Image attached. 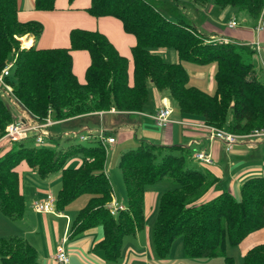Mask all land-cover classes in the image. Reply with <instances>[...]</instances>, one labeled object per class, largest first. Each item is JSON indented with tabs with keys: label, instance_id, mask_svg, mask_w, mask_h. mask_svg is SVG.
<instances>
[{
	"label": "trees",
	"instance_id": "obj_1",
	"mask_svg": "<svg viewBox=\"0 0 264 264\" xmlns=\"http://www.w3.org/2000/svg\"><path fill=\"white\" fill-rule=\"evenodd\" d=\"M172 1L179 6L178 0ZM188 1L200 6L206 2ZM212 2L220 9L236 8L253 22L264 13V0ZM33 7L37 11H52L55 0H34ZM157 9L146 0H89L85 11L90 16L116 19L123 32L134 39L128 59L102 32L79 28L69 31L67 47L20 48L15 37L29 35L35 40L42 25L37 21L20 22L17 0H0V71L15 57L5 80L12 85L17 100L35 118H45L50 110L52 117L66 126L91 120L84 116L97 111L142 112L151 85L169 99L179 114L198 117L206 125L237 135L264 128V85L251 74L252 52H239L232 44L208 42V37L183 17L173 21ZM158 48L173 50L178 61L163 60L153 53ZM74 51H85L89 56L83 82L72 71ZM184 62L216 64L212 94L188 85ZM12 120L7 103L0 98V138ZM25 141L9 143L0 154V213L9 220L23 215L22 179L16 170L20 163H25L41 179L60 172L56 211L62 212L76 197L87 194V202L77 212L69 231L75 236L100 226L102 238L94 248L101 250L109 263L120 258L123 237L144 228L146 188L165 178L173 187L158 198L151 232L158 261L167 259L172 242L179 237L186 258L222 257V264H237L225 254L226 246H237L263 227L264 177L245 180L237 198L221 191L199 202L218 186L219 180L210 171L193 168L190 154L179 146L141 142L120 155L118 167L126 204L124 210L111 216L106 204L112 193L104 173L106 152L101 142L55 150L29 148L23 145ZM75 157L80 158L79 166L66 167L65 162ZM36 259L35 249L23 238H0V264H36ZM238 264H264V244L250 248Z\"/></svg>",
	"mask_w": 264,
	"mask_h": 264
},
{
	"label": "crops",
	"instance_id": "obj_2",
	"mask_svg": "<svg viewBox=\"0 0 264 264\" xmlns=\"http://www.w3.org/2000/svg\"><path fill=\"white\" fill-rule=\"evenodd\" d=\"M33 1L34 0H17L18 20L20 22L37 21L42 25V32L38 40H34L33 37L29 35H24L22 37L30 42V46L34 45L37 48L67 47L68 33L70 30L75 28L98 30L106 35L120 55L130 59L129 48L134 44V39L123 32L121 24L116 19L110 17L95 19L90 16L85 11L89 6V0H73L71 3H68V0H55V9L47 12L35 10ZM211 1L212 0H206L201 6L197 4L199 6L198 9L188 3H179V6L183 7L186 12L189 13L184 12L189 23H192L193 27L201 35L205 37L227 38L232 41V45L236 46V50L239 49V52H252L249 58L251 74L260 80L264 77V13L262 16L263 27L261 30H257L256 25L258 20L253 22L246 17L244 12L236 8L226 7L218 9ZM232 18L237 20L238 26L233 29H228L226 23ZM240 21L242 23H240ZM112 34L115 36V41L110 38ZM253 40H257L261 48L259 58L256 60L259 63L258 66L254 63L255 59L252 49L245 45L247 42ZM21 47H23V45H21ZM71 56L72 71L77 79L83 82L84 71L89 64V56L85 51H74L71 53ZM168 57L171 60L170 63L178 61L176 58L177 55L175 57V55L169 54ZM129 65H131L130 60ZM182 65L187 72L188 82H190L191 79L195 80V83H192L193 85L188 84L189 86L196 87L209 94L214 91L215 63L198 65L184 62ZM131 73L132 65L130 68L128 66L129 76H131ZM152 92L154 102L152 110L148 112L143 110L141 113H154L160 107V100L164 98L163 95L157 93L154 89ZM141 113H109L105 115L103 125L94 123L89 124L88 122H90V120H87L83 121L80 125L72 126L68 124L66 126L61 122L54 126L60 127L61 131L80 130L82 127L94 128L102 126L105 135L113 137L115 140L112 144H104L105 149L107 148L113 153L119 145L122 146L121 150H119L118 158L123 152L132 149L131 147H136L141 142L149 144L151 142L152 144L156 143V145L162 146H179L180 148L186 149L190 156L194 152L209 154L213 159L212 165H205L193 160H191L190 163L195 169L210 171L219 180L218 186L205 193L201 198V200L203 199L202 201L214 197L221 191H226L236 198L238 197L239 187L245 180L252 177H264V139H241L237 141L230 151L225 152L221 142L212 140L208 137L207 130L202 126L203 122L200 118L181 115L173 105L170 115L171 122L167 126L157 129L154 134L149 132V129L146 128L149 126L146 120L150 119ZM16 116H18V112L15 110L13 118ZM137 133H139L138 136ZM128 135H131L132 139ZM8 144L9 143L6 141L0 140V154L9 146ZM74 159L76 160V157L72 158L71 161ZM76 161H78L79 166L81 162L80 159L78 158ZM26 169L30 170L25 163H20L16 168L21 179V171ZM107 170L108 165L106 162L104 173L108 179ZM58 174V176L50 179L48 176L42 179L44 181L41 185H36L33 196H28L29 206L32 201L40 200L44 198L47 193H51L46 185L55 183L56 179L60 181V172ZM154 185L155 184L148 186L144 192L143 215L145 222L155 214V211L157 212V203L161 192L158 188L153 187ZM21 192L25 203L23 183ZM115 201L122 205L121 201L119 202L116 199ZM83 206L82 204H77L75 208L69 207L65 214L63 211L57 214L36 213L33 211L34 214L41 215L40 222L37 220L32 221L33 223L27 232L23 231L21 228L19 229L15 225H11L15 220H9L0 213V238H7L10 236L23 238L35 249L37 255L36 264H57L53 256L56 247L64 238L66 239L64 248L68 256V264H150L148 260L149 256L146 257L141 250L138 252L134 250L133 253L131 251L132 249L129 251L128 248L124 253L121 249V256L117 261L113 263L107 262L103 252L94 248L95 244L102 238V229L100 226L91 227L78 235L72 236L69 231L70 225L77 212ZM23 216L24 212L22 217ZM40 227L45 234V237H42V239L38 237L40 234ZM50 227H52V233L48 236L47 233H49L48 229H50ZM248 237L250 238V245L251 243H256L253 246L264 244V224L261 229L247 235L241 243ZM142 240L144 241V246L150 249L148 231H145ZM138 243H142L140 239ZM246 251L242 253V256Z\"/></svg>",
	"mask_w": 264,
	"mask_h": 264
},
{
	"label": "rangeland",
	"instance_id": "obj_3",
	"mask_svg": "<svg viewBox=\"0 0 264 264\" xmlns=\"http://www.w3.org/2000/svg\"><path fill=\"white\" fill-rule=\"evenodd\" d=\"M146 1L149 2L150 4H152L156 9L158 8L160 10V12L164 16H166V18H170L171 20L176 21L179 18V16H181V17H183L185 19V22H187L188 24L192 25V23H189L187 17L184 14V12L185 13H188V12H186V10L183 7L176 6V4H174V2L172 0H146ZM176 2L177 3H190L191 6L195 7L196 9L199 8V6L196 3L190 2L188 0H178ZM211 3H212V1H211ZM218 9H216V10H218ZM240 23H242V22L240 21ZM23 36L15 37L19 41L20 48H24L25 47L24 46V39L25 38H22ZM39 36L36 38V40H38ZM110 38L113 41H115V39H114L115 36L113 34L111 35ZM21 45H23V47H21ZM153 53L157 54L158 56H160L163 60H165L167 62H171V60L168 57L169 54L170 55L173 54L176 57V53L173 50L167 49V48L155 49V50H153ZM253 57L255 59L254 63L258 66L259 63H258V61H256L258 59L256 57V54H254ZM14 58L8 60L5 64L13 63ZM130 66L131 65H129V68H130ZM10 71H12V68H11ZM259 81H260L261 84L264 85V77H262ZM192 83H195L194 79H191V81L188 82L189 85H191ZM147 90H148V100H147V103L143 107V110L145 112L151 111L152 108H153V104H154V102H153V92H152L153 91V87L151 85H149ZM213 92H211L210 94H212ZM163 97H165V96H163ZM0 98L6 102V100H5L3 95L0 94ZM170 104H171V102H170ZM160 106H161V100H160ZM171 107H172V104H171ZM8 109H9V111H10V113L12 115H15V110L12 107L8 106ZM109 113H118V114H120L119 112H117V111H115L113 109H110V110H107V111H97V112H94L92 114H87L84 117H91L90 122H88L89 124L94 123V124H98V125L99 124L103 125V122H104L103 119H104L105 115L109 114ZM133 113H141V112H133ZM122 114H127V113H122ZM141 114L145 115V113H141ZM146 114H151V113H146ZM47 115H50L51 119L54 122H56L55 124H53V126L62 122V121H59V120H55L52 117V115L50 113V110L47 112ZM146 121H148V123H149V126L146 127V128L149 129L148 130L149 132H152L154 134L157 129H160L158 126H156L152 122V120H146ZM107 123H109V122H107ZM53 126H50L47 129V131L49 133L51 132L52 135H53V139L52 140H46L43 144L37 146L32 141V138L29 137L23 143V145L26 146V147H29V148H33V147H45V148H47L48 147V148H52V149H55V150H62V149L68 148L71 145H76V144H78L79 146H84V147L90 146V145L95 143L94 141H96L93 138L81 141L77 137H74V136H68V137L61 136V133L64 130L61 131L60 127H58V126H54L53 127ZM202 126L206 130H207L206 127H214V126L206 125L204 123H203ZM98 127L104 129L102 126H97V127H94V128L92 127L91 129H95V128H98ZM85 128H88V127H82L80 130L85 129ZM214 128H217V127H214ZM218 129H225V128H218ZM253 130H255V129H253ZM77 131H79V130H77ZM252 131H250V132H252ZM250 132L247 133V134L238 135V136L248 135V134H250ZM138 134L139 133H137V136H138ZM207 135H208V133H207ZM128 136L131 137V135H128ZM131 139H132V137H131ZM241 139H258V138H252V137H247L246 138V137H244V138H238L237 141H239ZM212 140H214V139H212ZM237 141H236V143H237ZM150 144H152V143L150 142ZM154 145H156V143H154ZM121 148H122V146L119 145L114 150L115 152H113V153L111 152V150L106 148L105 152H106V162H107V165H108L107 176H108V181L110 182L112 196L117 201H119V202L121 201V204L123 206H125V204H126V201H125L126 200L125 190H124V186H123L121 172H120V169L118 167V160H119L118 153H119V150H121ZM131 148H135V146L131 147ZM78 158L79 157H76V160ZM76 160L75 159L72 160V161H71V159L67 160L65 162V166L68 167V168H75L76 166H78V161H76ZM58 173L59 172L52 173L51 175H49V179L52 178V177L58 176L59 175ZM21 175H22V183H23V188H24V192H25V200H26V202H25V211H24V216L21 217L22 219L15 220V222L13 224H11V225H15L19 229L21 228L23 231L27 232L29 230L30 226L33 223L32 221H36L37 220L38 222H40V217H41L40 214L39 215L38 214H34L32 208L29 206V197L28 196H33V193L35 192L36 185H41V183L44 180L39 178L37 176V174L34 171H32V170H27V169L26 170H22L21 171ZM46 187L50 190L51 194L56 197V194H57V192H58V190L60 188V181L58 179H56L55 183H52L50 185H46ZM153 187L158 188L160 190L161 194H162L163 192L167 191L168 189H171L173 187V185L168 179L165 178V179H162V180L156 182ZM112 196H111V198H112ZM87 198H88L87 194H81L78 197H76L73 201H71L69 204H67V207L63 210L64 214L67 212V209L69 207H72V208L74 207L75 208V206L77 204H82V206H83V204L86 202ZM202 200H200L199 202H202ZM155 219H156V211H155V214L147 220V222H145V220H144V228L142 230L136 232L137 234L128 235V236L123 237V239H122V252L123 253L127 251L126 250L127 248H128L129 251L132 249L131 251L133 253H134V250H135V252H138L139 250H141V252L143 254H145L146 257L149 256L148 260H149L150 264H222V257H215V258H210V259H208V258H198V259L186 258L184 256V254H183L181 239L179 237L176 238L172 242V244L170 246L169 255H168L167 259H165L164 261H161V262L158 261L156 259L155 255H154V253H153V247H152V243H151V232H152V228H153ZM48 230H49V233H47V234L49 236V234L52 233V227H50V229H48ZM145 231H148V236H149V240H150V244H149V248L150 249H147L144 246V241L142 240V237L145 234ZM39 232H40V234H39L38 237L40 239H42V237H45V234L43 233V229H41V227L39 228ZM249 237H251V236H249ZM249 237L246 238L241 244H238L237 246H228V245L226 246L225 254L227 256L232 257L237 264L240 263L241 260H242V253L245 252L248 248H250L254 244H256V243H251V245H250L249 244L250 243L249 242L250 241ZM139 239L141 240L142 243H138Z\"/></svg>",
	"mask_w": 264,
	"mask_h": 264
},
{
	"label": "built area",
	"instance_id": "obj_4",
	"mask_svg": "<svg viewBox=\"0 0 264 264\" xmlns=\"http://www.w3.org/2000/svg\"><path fill=\"white\" fill-rule=\"evenodd\" d=\"M238 26V22L235 18L230 19L226 23L228 29H233ZM263 27V21L260 17L258 19L256 29L261 30ZM208 42H214L218 44H232V41L227 38H217V37H208ZM245 45L250 47L253 51V54H256V57L259 58L260 46L257 40L249 41ZM12 63H7L4 65L0 71V94L4 96L6 103L9 107H12L18 112V116L13 118L9 122L5 129L4 134L0 140H4L7 143L19 142L27 140L29 137L32 138V141L37 146L43 144L46 140H51L53 138L52 133L48 132L47 129L50 126H53L54 122L50 115H47L43 119H37L27 112L21 103L17 100L13 93V87L5 79L9 76ZM171 104L167 97L162 98L161 106L151 114H145L144 116L152 120V122L159 128L167 126L171 120ZM208 137L210 139L218 140L223 145V150L228 152L232 149L233 145L236 143L238 138L252 137L258 139H264V128L255 129L250 134L244 136H238L233 134L225 129H218L214 127H206ZM61 136L68 137L74 136L79 140L84 141L88 139H95L104 144L114 143V138L105 135L102 128L98 127L95 129L85 128L82 130H68L63 131ZM105 148V147H104ZM191 159L196 162L203 163L205 165H212L213 159L211 156L204 152H194L191 155ZM56 198L51 193H47L44 198L40 200H34L31 202L30 207L36 213H45V214H57L55 209ZM125 207L120 205L112 197L109 202L106 204V209L111 216H116L117 213L121 210H124ZM65 238L61 243L56 247L54 253V260L57 264H68V256L64 248Z\"/></svg>",
	"mask_w": 264,
	"mask_h": 264
},
{
	"label": "bare ground",
	"instance_id": "obj_5",
	"mask_svg": "<svg viewBox=\"0 0 264 264\" xmlns=\"http://www.w3.org/2000/svg\"><path fill=\"white\" fill-rule=\"evenodd\" d=\"M29 43H30L29 41H27L26 39H24V46L25 47H28L29 46Z\"/></svg>",
	"mask_w": 264,
	"mask_h": 264
}]
</instances>
